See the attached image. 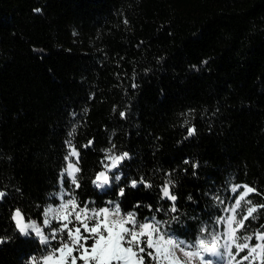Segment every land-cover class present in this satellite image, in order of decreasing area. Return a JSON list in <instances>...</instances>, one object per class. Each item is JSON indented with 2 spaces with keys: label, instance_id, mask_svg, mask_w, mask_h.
<instances>
[{
  "label": "trees",
  "instance_id": "1",
  "mask_svg": "<svg viewBox=\"0 0 264 264\" xmlns=\"http://www.w3.org/2000/svg\"><path fill=\"white\" fill-rule=\"evenodd\" d=\"M65 142L85 190L105 149L129 152L123 171L153 184L127 190L144 216L169 178L188 223L223 216L233 185L264 193V0H0V235L12 208L57 203ZM26 251L13 236L0 264Z\"/></svg>",
  "mask_w": 264,
  "mask_h": 264
},
{
  "label": "snow or ice",
  "instance_id": "2",
  "mask_svg": "<svg viewBox=\"0 0 264 264\" xmlns=\"http://www.w3.org/2000/svg\"><path fill=\"white\" fill-rule=\"evenodd\" d=\"M34 11L39 13L41 9ZM124 115L120 112L121 117ZM195 131L194 126L188 128V136ZM65 143L69 153L64 160L69 161L72 156L79 162L78 149ZM93 144L89 140L84 147ZM104 153L87 190L78 176L82 168L69 161L59 174V193L49 194L53 200L59 197L57 206L49 204L37 213V219L28 218L20 207L12 208L8 217L12 235L5 230L0 235V245L9 243L14 236L28 249L24 264H216L215 258H220L221 264H264V224L254 233L238 234L246 221L257 219L264 204H252L249 199L247 204L251 206L243 218H235L244 197L253 193L264 195L257 188L233 185L232 193L241 187L243 191L234 197L235 205L225 209L232 215L217 216L214 221L211 216L208 221L192 217V223H188V218L178 212V196L171 187L176 182L169 178L158 189L159 205H147L149 213L154 214L144 216L140 200L127 204V190L151 189L153 184L143 176L129 179L123 171L125 160L131 159L129 152L115 154L112 149H105ZM184 163H188L187 158ZM65 183L74 191L67 190ZM6 199L7 193L0 190V203ZM192 199L190 195L188 200Z\"/></svg>",
  "mask_w": 264,
  "mask_h": 264
},
{
  "label": "rangeland",
  "instance_id": "3",
  "mask_svg": "<svg viewBox=\"0 0 264 264\" xmlns=\"http://www.w3.org/2000/svg\"><path fill=\"white\" fill-rule=\"evenodd\" d=\"M69 161L70 162H72L73 164H77V159H76V157H72V156H69ZM68 161V162H69ZM78 166V165H77ZM65 187V186H64ZM66 188V187H65ZM67 189V188H66ZM68 190V189H67ZM237 191H239V193L240 192H242L243 191V188L241 187V188H238L237 189ZM59 193V191H57L56 193H54V194H58ZM65 198H67V197H65ZM56 201H57V203H53V204H51V205H53V206H57L58 205V203H59V197L57 196V198H56ZM235 205V201L231 204V205H229L227 208H231V207H233ZM251 205H248L247 204V199H246V197H244L241 201H240V207H238V208H236V219L237 220H239V219H242L243 218V216H244V214L246 213V211H247V208L248 207H250ZM226 208V209H227ZM230 215H232V213L230 212V211H225V214L223 215V216H230ZM259 218H258V216H257V219L256 220H252L251 221V223H249V222H245V228H243V229H240V231H239V235H241V236H243V235H246V234H251V233H254L256 230H257V227L255 226V225H257V223L259 222V220H258ZM220 230H222V228L220 229ZM215 262H216V264H221V260H220V258H215Z\"/></svg>",
  "mask_w": 264,
  "mask_h": 264
}]
</instances>
